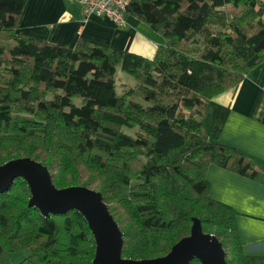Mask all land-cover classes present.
I'll return each mask as SVG.
<instances>
[{
    "label": "trees",
    "instance_id": "trees-1",
    "mask_svg": "<svg viewBox=\"0 0 264 264\" xmlns=\"http://www.w3.org/2000/svg\"><path fill=\"white\" fill-rule=\"evenodd\" d=\"M28 1L0 0V166L29 157L58 189L101 192L126 260L167 255L198 219L227 264H264L246 253L236 213L210 198L206 177L212 164L261 175L243 152L210 140L207 122L211 100L264 62V0H132L128 14L164 40L152 58L88 40L68 47L24 37ZM118 67L137 81L121 94ZM31 198L22 178L0 194V264H93L85 217H45ZM24 251L14 263L11 255Z\"/></svg>",
    "mask_w": 264,
    "mask_h": 264
},
{
    "label": "crops",
    "instance_id": "crops-1",
    "mask_svg": "<svg viewBox=\"0 0 264 264\" xmlns=\"http://www.w3.org/2000/svg\"><path fill=\"white\" fill-rule=\"evenodd\" d=\"M18 33L68 47L88 40L148 58L164 44L160 35L133 15L127 14L126 26L117 27L107 17L85 16L78 0H29ZM210 104V140L237 148L261 172L253 180L210 165L206 175L210 198L236 213L246 253L264 256V62Z\"/></svg>",
    "mask_w": 264,
    "mask_h": 264
},
{
    "label": "water",
    "instance_id": "water-1",
    "mask_svg": "<svg viewBox=\"0 0 264 264\" xmlns=\"http://www.w3.org/2000/svg\"><path fill=\"white\" fill-rule=\"evenodd\" d=\"M17 178L27 181L32 198L29 206L37 207L45 217L79 211L87 220L96 242L93 264H227L222 243L203 232L200 220L194 219L191 235L178 242L163 257L133 261L122 257L123 233L104 201L101 192L82 186L58 189L49 169L32 158H19L0 166V194L8 191Z\"/></svg>",
    "mask_w": 264,
    "mask_h": 264
},
{
    "label": "built area",
    "instance_id": "built-area-1",
    "mask_svg": "<svg viewBox=\"0 0 264 264\" xmlns=\"http://www.w3.org/2000/svg\"><path fill=\"white\" fill-rule=\"evenodd\" d=\"M131 2L132 0H78L85 16L107 17L117 27L126 26L128 7Z\"/></svg>",
    "mask_w": 264,
    "mask_h": 264
},
{
    "label": "rangeland",
    "instance_id": "rangeland-1",
    "mask_svg": "<svg viewBox=\"0 0 264 264\" xmlns=\"http://www.w3.org/2000/svg\"><path fill=\"white\" fill-rule=\"evenodd\" d=\"M116 80L117 92L120 94L124 91H128L130 88H134L137 84L136 79L132 75L123 72L121 67H118L117 69ZM138 102H142V99H138ZM78 103H80V100H78ZM136 130L137 129H124V131L130 135H134ZM29 254V251H24L22 253L12 254L11 258L14 263H18L19 261L27 257Z\"/></svg>",
    "mask_w": 264,
    "mask_h": 264
}]
</instances>
